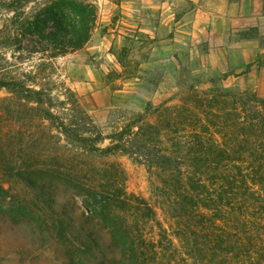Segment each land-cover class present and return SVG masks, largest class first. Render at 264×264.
<instances>
[{"label":"rangeland","instance_id":"rangeland-1","mask_svg":"<svg viewBox=\"0 0 264 264\" xmlns=\"http://www.w3.org/2000/svg\"><path fill=\"white\" fill-rule=\"evenodd\" d=\"M5 1L0 0V57L10 58L17 51L5 45L2 29L13 16ZM89 1L96 4L98 18L83 48L51 60L27 51L18 54L25 69L39 70L38 84L67 100L65 106L78 102L105 134L158 123L163 132L159 144L174 157L184 137L200 132L226 149L236 143L229 148L234 162L256 163L246 150L250 145L241 141L236 114L241 104L221 92L264 98V0ZM49 2L34 0L26 11L34 14ZM37 63L45 64L39 69ZM7 96V90H0V183L7 189L3 195L0 190V264L264 262V190L253 201H234L232 223L213 210L204 211L208 219L182 214L179 206L169 207L174 193L165 189L159 167L151 174L147 165L123 152L89 154L52 136V128L44 125L48 122L26 119L23 125L26 110L15 116L4 112ZM31 130L39 136L30 137ZM5 132L13 138H3ZM64 159L87 166L85 180L131 222L135 253L113 249L110 231L93 220L73 187L31 181L30 167L63 168ZM232 165L219 172L235 171ZM104 167L107 171H98ZM124 192L148 201L152 215L129 201L116 202ZM210 220L229 226L230 241L212 240Z\"/></svg>","mask_w":264,"mask_h":264},{"label":"trees","instance_id":"trees-1","mask_svg":"<svg viewBox=\"0 0 264 264\" xmlns=\"http://www.w3.org/2000/svg\"><path fill=\"white\" fill-rule=\"evenodd\" d=\"M32 1L34 0L4 2L5 8L13 13L2 29L5 45H14L17 51L10 58L0 57V90L5 89L9 93L4 98V112L7 115L15 116L18 111L26 110L28 118H23V125L27 120L34 124L48 122L44 125L52 128V136L64 137L69 143L89 154L107 156L123 152L147 165L151 174L159 167L163 172L161 181L165 183V189L174 193L169 207L176 209L179 206L182 214L196 213L201 219H208L204 211L213 210L220 212L216 217L232 223L229 209L234 207V201L242 198L244 202L253 201L257 193L263 196L264 98L256 94L221 92L225 98L236 97L241 104V109L236 111L243 135L241 141L250 145L246 150L252 157L256 156L255 164L251 163L252 160L246 163L244 158L239 160L241 163L234 162L230 149L236 143L228 144L230 149H226L216 141H207V137L200 132H195L188 138L184 137L180 153L174 157L159 144L163 142V132L158 123H147L137 128L128 125L122 130L105 134L78 102L71 100L72 107L65 106L67 100L56 96L50 88L38 84V69H25L24 62L19 61V55L24 51L32 56L39 54L42 60H51L83 48L89 42L97 24L96 4L89 0H50L36 13L29 14L26 7ZM44 64L37 63L34 66L41 69ZM36 136L39 134L30 135L32 138ZM3 138H13V135L5 132ZM106 140H110V143L103 146ZM255 140L257 143L254 145ZM204 149H210L211 153L204 154ZM64 160L63 168L51 165L30 167L29 174L35 175L31 181L43 187L58 185L60 182L73 187L93 220L97 219L110 231L113 249L119 250L122 255L135 253L138 241L131 222L120 212L113 210L111 198L98 192L96 184L85 180V175L89 173L87 166L77 164L75 159ZM231 164L235 171L219 172L222 166L230 168ZM98 171L107 169L104 167ZM218 176L223 180H217ZM0 190L3 191L2 195L7 192L1 183ZM124 193L125 197L116 198V202L129 201L130 206L145 209L146 216L152 215L153 209L148 201ZM210 223L213 230L212 240L230 241L229 226H223L217 220H210Z\"/></svg>","mask_w":264,"mask_h":264}]
</instances>
